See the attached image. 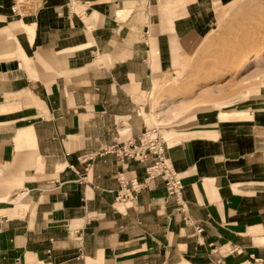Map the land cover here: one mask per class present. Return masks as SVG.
Returning a JSON list of instances; mask_svg holds the SVG:
<instances>
[{
  "label": "crops",
  "instance_id": "1",
  "mask_svg": "<svg viewBox=\"0 0 264 264\" xmlns=\"http://www.w3.org/2000/svg\"><path fill=\"white\" fill-rule=\"evenodd\" d=\"M36 1L0 0V264L264 263V87L168 126L191 223L162 179L116 203L145 164L79 159L154 124L152 90L233 0Z\"/></svg>",
  "mask_w": 264,
  "mask_h": 264
},
{
  "label": "rangeland",
  "instance_id": "2",
  "mask_svg": "<svg viewBox=\"0 0 264 264\" xmlns=\"http://www.w3.org/2000/svg\"><path fill=\"white\" fill-rule=\"evenodd\" d=\"M29 1L30 10L38 6L36 0ZM26 2L18 0L22 13ZM260 8L264 0H233L219 6L213 28L177 56L173 72L152 90L153 125L160 124L167 131L170 124L189 114L236 104L264 87V35L250 38L247 33L254 25L263 28ZM219 53L233 54L236 60L219 63Z\"/></svg>",
  "mask_w": 264,
  "mask_h": 264
},
{
  "label": "built area",
  "instance_id": "3",
  "mask_svg": "<svg viewBox=\"0 0 264 264\" xmlns=\"http://www.w3.org/2000/svg\"><path fill=\"white\" fill-rule=\"evenodd\" d=\"M17 10V5H14ZM129 129L116 130L111 143L83 153L79 159L86 163L87 171L93 162L108 154L115 155L119 160H133L145 164L146 176L142 180L138 178H127L123 172L118 174L119 189L117 191L116 203L131 206L137 195L156 179H162L167 190V199H175L178 203L177 209L184 212V220L191 223L192 219L187 215L181 202L184 183L173 166L167 154V133L160 124L146 127L138 138L129 135ZM149 162V163H148ZM197 232L203 228L197 226ZM19 264V260H17ZM249 264H264L263 258L252 256Z\"/></svg>",
  "mask_w": 264,
  "mask_h": 264
},
{
  "label": "bare ground",
  "instance_id": "4",
  "mask_svg": "<svg viewBox=\"0 0 264 264\" xmlns=\"http://www.w3.org/2000/svg\"><path fill=\"white\" fill-rule=\"evenodd\" d=\"M259 11H261V15H264V8L263 9H258ZM256 11V10H255ZM262 27H256L255 25L254 26H252V27H249L248 29H247V33L249 34V37L250 36H259V35H261L262 33H263V35H264V26H263V28L261 29ZM261 30H263V32L261 31ZM246 33V34H247ZM255 37V38H256ZM251 38V37H250ZM221 53H219L218 54V60H219V63H228L229 61V63H234L235 62V60H236V58H235V55H229V56H224V54H221Z\"/></svg>",
  "mask_w": 264,
  "mask_h": 264
}]
</instances>
